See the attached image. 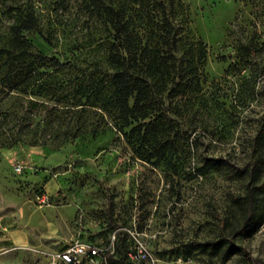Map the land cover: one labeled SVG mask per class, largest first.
<instances>
[{
  "label": "rangeland",
  "instance_id": "obj_1",
  "mask_svg": "<svg viewBox=\"0 0 264 264\" xmlns=\"http://www.w3.org/2000/svg\"><path fill=\"white\" fill-rule=\"evenodd\" d=\"M106 2L120 0H97L101 10ZM185 2L192 33L209 50L204 98L197 99L204 109L180 118L185 128L190 125V147L200 155L230 152L244 166L250 153L238 150L259 144L254 138L264 117V0ZM86 4L0 0V40L18 9L29 7L37 29L27 34L36 48L62 60L81 53L86 66L103 56L100 38L108 33L99 9ZM243 45L248 54L240 61ZM22 98L27 105L28 96ZM202 163L182 157L177 172L152 164L136 156L115 129L63 144L3 146L0 264H55L53 255L71 240L107 242L114 231L121 243L118 264H136L127 254L136 240L149 253L137 264H264V197L258 224L247 228L237 203L251 174L225 165L200 174ZM42 194L48 196L45 204L38 200Z\"/></svg>",
  "mask_w": 264,
  "mask_h": 264
},
{
  "label": "trees",
  "instance_id": "obj_2",
  "mask_svg": "<svg viewBox=\"0 0 264 264\" xmlns=\"http://www.w3.org/2000/svg\"><path fill=\"white\" fill-rule=\"evenodd\" d=\"M86 2L99 9L108 31L100 38L103 56L86 66L79 62L81 53L62 60L36 48L27 34L37 29L36 15L29 7L18 9L0 40V148L18 142L63 144L115 129L136 156L174 172L182 157L203 161L196 168L200 174L223 165L249 172L252 179L237 203L243 227L258 224L264 117L254 138L259 144L238 150L250 153L244 166L230 152L208 156L192 150L190 125L185 128L180 119L204 109L197 99L204 98L209 54L208 44L192 33L185 0H120L106 2L103 10L97 0ZM241 49L245 61L248 46ZM24 95L27 105L20 101Z\"/></svg>",
  "mask_w": 264,
  "mask_h": 264
},
{
  "label": "built area",
  "instance_id": "obj_3",
  "mask_svg": "<svg viewBox=\"0 0 264 264\" xmlns=\"http://www.w3.org/2000/svg\"><path fill=\"white\" fill-rule=\"evenodd\" d=\"M16 169L22 170L17 164ZM40 203H47L48 196L42 194L38 198ZM131 231V230H130ZM132 234L135 231L132 230ZM120 235L114 231L107 242L104 240H71L53 255L55 264H118V245ZM128 257L134 263L146 260L149 256L147 247L140 240H136L133 247L127 251Z\"/></svg>",
  "mask_w": 264,
  "mask_h": 264
}]
</instances>
